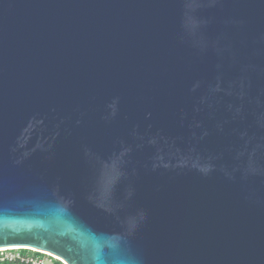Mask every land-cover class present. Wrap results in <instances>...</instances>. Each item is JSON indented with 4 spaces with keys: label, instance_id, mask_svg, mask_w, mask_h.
<instances>
[{
    "label": "water",
    "instance_id": "water-1",
    "mask_svg": "<svg viewBox=\"0 0 264 264\" xmlns=\"http://www.w3.org/2000/svg\"><path fill=\"white\" fill-rule=\"evenodd\" d=\"M16 243L65 264H129V246L264 264V0H0V248Z\"/></svg>",
    "mask_w": 264,
    "mask_h": 264
},
{
    "label": "built area",
    "instance_id": "built-area-1",
    "mask_svg": "<svg viewBox=\"0 0 264 264\" xmlns=\"http://www.w3.org/2000/svg\"><path fill=\"white\" fill-rule=\"evenodd\" d=\"M22 250H28L30 252L23 253ZM36 253H39V255ZM53 260H58L65 264L61 259L35 249L21 247L0 248V262H19L20 264H55Z\"/></svg>",
    "mask_w": 264,
    "mask_h": 264
},
{
    "label": "clouds",
    "instance_id": "clouds-1",
    "mask_svg": "<svg viewBox=\"0 0 264 264\" xmlns=\"http://www.w3.org/2000/svg\"><path fill=\"white\" fill-rule=\"evenodd\" d=\"M131 237H132V236H131ZM129 238H130V237H129ZM129 238H126V239L124 240V244H127ZM128 251H129V252L132 254V256H133V259H131V260L129 261V264H139V261L137 260L135 254H134V252H133V250L131 249L130 246L128 247Z\"/></svg>",
    "mask_w": 264,
    "mask_h": 264
},
{
    "label": "trees",
    "instance_id": "trees-1",
    "mask_svg": "<svg viewBox=\"0 0 264 264\" xmlns=\"http://www.w3.org/2000/svg\"><path fill=\"white\" fill-rule=\"evenodd\" d=\"M23 253H28L30 251L28 250H22ZM37 255H39V253H36ZM55 264H63L62 262L58 261V260H53ZM0 264H20L19 262H14V263H9V262H0Z\"/></svg>",
    "mask_w": 264,
    "mask_h": 264
},
{
    "label": "snow or ice",
    "instance_id": "snow-or-ice-1",
    "mask_svg": "<svg viewBox=\"0 0 264 264\" xmlns=\"http://www.w3.org/2000/svg\"><path fill=\"white\" fill-rule=\"evenodd\" d=\"M11 247H23V248H27V247H30V245L28 244H24V243H16V244H12L10 245ZM51 254V253H49Z\"/></svg>",
    "mask_w": 264,
    "mask_h": 264
},
{
    "label": "bare ground",
    "instance_id": "bare-ground-1",
    "mask_svg": "<svg viewBox=\"0 0 264 264\" xmlns=\"http://www.w3.org/2000/svg\"><path fill=\"white\" fill-rule=\"evenodd\" d=\"M14 248H16V247H14ZM47 253V252H46ZM47 254H49V253H47ZM56 257V256H55ZM56 258H58V257H56Z\"/></svg>",
    "mask_w": 264,
    "mask_h": 264
},
{
    "label": "rangeland",
    "instance_id": "rangeland-1",
    "mask_svg": "<svg viewBox=\"0 0 264 264\" xmlns=\"http://www.w3.org/2000/svg\"><path fill=\"white\" fill-rule=\"evenodd\" d=\"M50 255V254H49ZM60 259V258H59ZM62 260V259H61Z\"/></svg>",
    "mask_w": 264,
    "mask_h": 264
}]
</instances>
